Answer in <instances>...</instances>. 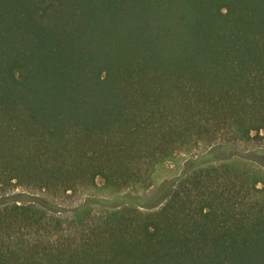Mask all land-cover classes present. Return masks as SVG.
Returning a JSON list of instances; mask_svg holds the SVG:
<instances>
[{
	"label": "trees",
	"instance_id": "16d2710c",
	"mask_svg": "<svg viewBox=\"0 0 264 264\" xmlns=\"http://www.w3.org/2000/svg\"><path fill=\"white\" fill-rule=\"evenodd\" d=\"M253 140L264 0H0V264H264V184L233 164ZM200 144L154 192L84 203L68 227L6 197L134 187Z\"/></svg>",
	"mask_w": 264,
	"mask_h": 264
},
{
	"label": "rangeland",
	"instance_id": "374dc122",
	"mask_svg": "<svg viewBox=\"0 0 264 264\" xmlns=\"http://www.w3.org/2000/svg\"><path fill=\"white\" fill-rule=\"evenodd\" d=\"M237 147L249 158L236 157L235 160H233V164L235 166L249 167L255 172L258 179L261 180L260 185H263L264 162L262 161L264 160L258 155V151H262V149H264V141L253 140L250 142H240ZM207 148V144H200L196 146L184 145L177 148L169 156L160 159L149 171L150 176L145 179L142 184H138L134 187H116L105 183L102 179H97L94 184L80 185L75 190L59 192L42 189H30L24 186H13L8 192H6V197L11 200L22 199L26 203L35 202L40 199L47 200L55 205L57 209H60L58 212L50 213L59 217L64 222V225L68 227L72 224V221H78V214L83 217L86 211H90L93 214L112 211V209L108 206L97 202L99 199H112L126 192L144 195L154 192L163 180L180 175L185 167L186 161L189 158L204 152ZM1 199L2 195H0V200ZM84 203L87 204L84 205L78 214L73 212V209L83 205ZM69 234L74 237L76 232L71 230L69 231Z\"/></svg>",
	"mask_w": 264,
	"mask_h": 264
}]
</instances>
